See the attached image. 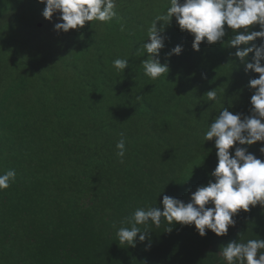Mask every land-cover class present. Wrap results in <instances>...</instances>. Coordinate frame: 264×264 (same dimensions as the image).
Returning a JSON list of instances; mask_svg holds the SVG:
<instances>
[{"label":"trees","instance_id":"obj_1","mask_svg":"<svg viewBox=\"0 0 264 264\" xmlns=\"http://www.w3.org/2000/svg\"><path fill=\"white\" fill-rule=\"evenodd\" d=\"M6 1L31 4L44 18L45 5L37 0ZM115 2L111 21L58 32L51 45L19 36L16 21L3 22L8 40L0 39V174L11 169L16 177L0 191V264H226L218 255L221 247L264 240V208L258 205L234 217L235 226L223 237L210 231L200 237L194 226L178 224L166 231L162 223L147 229L150 249L149 240L134 248L119 245L116 232L136 208H162L164 195L190 202L197 187L213 179L216 149L204 139L214 120L208 104H218L217 113L225 107L249 115L250 109L231 97L226 75L230 68L244 70V64L216 44L184 49L193 37L175 19L157 22L165 36L158 58L169 72L156 80L144 76L148 29L170 0ZM15 12L0 6V19ZM102 24L105 49L82 61ZM177 45L182 53L169 58ZM131 48L134 56L120 52ZM6 54L11 60L3 59ZM70 56L56 75L62 93L57 89L54 101L28 81ZM123 56L129 61L125 77L102 78L107 60L113 64ZM215 89L217 99L209 101L206 93ZM121 134L123 164L116 155ZM261 146L248 150L264 160Z\"/></svg>","mask_w":264,"mask_h":264},{"label":"clouds","instance_id":"obj_2","mask_svg":"<svg viewBox=\"0 0 264 264\" xmlns=\"http://www.w3.org/2000/svg\"><path fill=\"white\" fill-rule=\"evenodd\" d=\"M44 4L43 17L50 20L59 13V22L55 24L57 32L83 28L93 21L109 22L115 16V0H37ZM175 19L181 32L193 37L192 48L199 51L202 42L208 45L223 44L226 35L225 26L232 30L233 37L227 47L236 49L234 56L244 64L245 73L258 74V78L249 80L252 90L250 114L244 115L229 111L223 107L210 123L204 134L205 141H214L217 165L210 173L206 185L197 187L190 196V202L164 195L162 208L149 206L136 208L122 224L116 236L121 247H136L137 242L149 240L147 229L159 228L166 223L172 226H194L200 237L210 231L217 237L227 235L230 227L241 211L247 213L252 208H264V160L248 150V146L257 144L261 156H264V0H170L166 13L159 15L148 29V40L143 44L147 59L141 64L144 76L156 80L169 72L167 63L161 64L159 55L165 46L164 28H157V22L168 25ZM92 24V23H91ZM259 26V31L252 30ZM42 28V27H40ZM260 40V44L253 43ZM183 49L177 45L167 56L180 55ZM249 54L252 55L248 62ZM113 67L125 71L129 67L127 59H116ZM209 101L217 99V92L206 93ZM140 99V97H137ZM235 146V147H234ZM117 157L124 163L126 140L121 138L116 144ZM234 148V153L230 149ZM16 177L15 170L0 174V191L8 189ZM214 181V182H213ZM211 205V206H209ZM241 236V235H240ZM151 242L146 244L150 249ZM264 240L248 239L246 242L232 241L221 247L219 256L226 264H264Z\"/></svg>","mask_w":264,"mask_h":264},{"label":"rangeland","instance_id":"obj_3","mask_svg":"<svg viewBox=\"0 0 264 264\" xmlns=\"http://www.w3.org/2000/svg\"><path fill=\"white\" fill-rule=\"evenodd\" d=\"M4 5L10 6L11 8L15 9L16 12L12 14L11 16L2 17L0 19V39L2 41L8 40V38H6V29L3 23L4 20L16 21L17 24H19L18 35L24 39H33L34 41H38L39 43L44 44V45H51L56 41L58 32L55 30L54 26L56 23H58V18H53L50 20L46 19L47 20L46 23L39 22L41 19H45V18L40 17L38 15V12L34 9V7L31 4L24 3L21 5H13L7 2L6 0H0V6H4ZM42 25H44V27L40 28L42 27ZM98 27H99V31L94 35L92 39L93 40L92 46L87 52H82L80 55L82 61L93 60L95 57L99 55V53H101L102 50L105 49L106 45L103 43V39H101V37L104 31L107 30V28L105 24L99 25ZM225 30H226V35L224 37L223 44L216 43V45H218L222 50H225L226 55H227L230 53V51L235 52L236 49L227 47L228 41L234 37H233L232 30L227 29V26H225ZM252 30L259 31L260 29H259V26L256 25V26H253ZM184 33L188 34L187 32H184ZM192 43L186 44L184 49L193 50ZM253 43L259 45L260 40L258 39L254 41ZM5 45L6 46L9 45V43ZM120 52L130 53L131 56H134L136 50L131 48V49H126V50H121ZM252 55L253 54H249L251 58L250 60H248V62H251ZM11 56H7L6 54L4 55L3 59L11 60L12 58ZM231 56L235 57L234 54H232ZM69 59H71V56L69 58L59 60L57 63L52 65L49 69L41 73H38L36 75H30L28 78V81L36 84L38 91L43 89L44 94L46 96L49 93L52 101H54L56 99L55 94H56L57 89L59 90L60 93H62L61 87H57V84H61V82L56 81V75L60 74L63 70H66L64 64ZM123 59H124V56H123ZM107 61H108L107 70L105 74L102 76V78L111 77L114 75L125 77L122 71L118 72L113 67L112 60H107ZM0 68L5 69V67H0ZM17 70H22V68H18ZM226 75L228 76V79L231 82L232 88H233L232 91L230 92L231 97L233 99H238L239 101H241V104L245 105L246 107L245 109H250L251 108L250 98L252 95V90L248 87V84H249L250 79L258 78V74L251 73V72L246 74L244 70L230 68L228 69ZM106 90H107V87H104L103 92L105 95H106ZM107 101H110L108 97H107ZM217 106L218 104H214V103L208 104V108L210 109V112H208V116L210 115L213 119L215 118L216 115L219 114L217 112H214V109ZM233 113L236 114L234 111Z\"/></svg>","mask_w":264,"mask_h":264}]
</instances>
